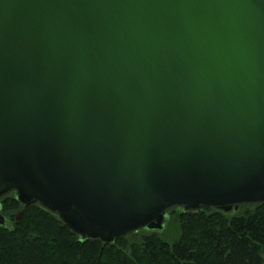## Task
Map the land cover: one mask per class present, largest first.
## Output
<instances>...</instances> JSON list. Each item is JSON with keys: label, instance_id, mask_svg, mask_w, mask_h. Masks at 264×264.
Masks as SVG:
<instances>
[{"label": "water", "instance_id": "1", "mask_svg": "<svg viewBox=\"0 0 264 264\" xmlns=\"http://www.w3.org/2000/svg\"><path fill=\"white\" fill-rule=\"evenodd\" d=\"M66 31L144 53L146 89L166 84L145 119L85 123L61 102ZM12 191L107 244L174 207L264 203V0H0V200Z\"/></svg>", "mask_w": 264, "mask_h": 264}, {"label": "trees", "instance_id": "2", "mask_svg": "<svg viewBox=\"0 0 264 264\" xmlns=\"http://www.w3.org/2000/svg\"><path fill=\"white\" fill-rule=\"evenodd\" d=\"M2 204L4 216L7 211L21 216L10 218L12 230L0 225V264H264V205L235 216L187 213L174 242L152 236L130 242L131 233L107 244L79 241L36 202L24 206L6 197Z\"/></svg>", "mask_w": 264, "mask_h": 264}, {"label": "clouds", "instance_id": "3", "mask_svg": "<svg viewBox=\"0 0 264 264\" xmlns=\"http://www.w3.org/2000/svg\"><path fill=\"white\" fill-rule=\"evenodd\" d=\"M56 50L61 102L81 122L97 112L117 121L143 120L166 87L157 77L154 90L146 89L150 71L144 53L117 36L66 31Z\"/></svg>", "mask_w": 264, "mask_h": 264}, {"label": "rangeland", "instance_id": "4", "mask_svg": "<svg viewBox=\"0 0 264 264\" xmlns=\"http://www.w3.org/2000/svg\"><path fill=\"white\" fill-rule=\"evenodd\" d=\"M6 197H8V198L9 197H16L17 201L20 202L18 200V194L16 192H14L13 194H11L9 196H6ZM6 197H4V198H6ZM2 200H1V207L3 205L2 204ZM20 204L24 205V206H29V205H25V204H23L21 202H20ZM39 205H40V207L46 209L41 204H39ZM259 205H264V203H262V204H247V205H243L238 210L233 209L231 212H225L223 210L214 209V208H208L209 209L208 211L207 210L205 211L204 208H202L199 211H186L183 207H174V208L170 209L166 213L165 220H164V225H163V229L162 230H150V229H145V230H142V231L140 230V231H137V232L129 235L128 236V240L130 242H138L142 238H146V237H151L152 236V237H154V238H156L158 240L160 239V240L166 241V242H174L176 240H179L181 238V236H182L181 225H182V223H184L183 221L186 218L185 214H187V213L198 214V213H200V212L202 213L204 211V212H210V213H218L219 212V213H222V214H224L226 216H228V215L235 216V215H238V214H242L247 209H250V210L256 209V207H258ZM46 210L49 211L50 213L54 214L55 217L57 218V220L63 222L57 213H53L52 211H50L48 209H46ZM2 211H3V207H2ZM2 211H1V213H2ZM3 214H4V212L2 213V215ZM12 216H14L17 219H20L19 216H21V214H20V212H10V211L9 212L7 211L5 213L4 217H6V220H7V223L5 225H7V227L10 230L14 229V226H15L14 221L10 220V218H12ZM66 226H68V225H66ZM70 230L74 234H76V236L80 239L79 241H81V242L88 241V240L83 239L77 233H75L71 228H70Z\"/></svg>", "mask_w": 264, "mask_h": 264}]
</instances>
